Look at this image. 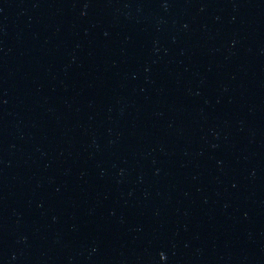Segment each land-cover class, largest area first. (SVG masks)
Returning <instances> with one entry per match:
<instances>
[{
  "label": "water",
  "instance_id": "obj_1",
  "mask_svg": "<svg viewBox=\"0 0 264 264\" xmlns=\"http://www.w3.org/2000/svg\"><path fill=\"white\" fill-rule=\"evenodd\" d=\"M218 264H264V0L233 140Z\"/></svg>",
  "mask_w": 264,
  "mask_h": 264
}]
</instances>
